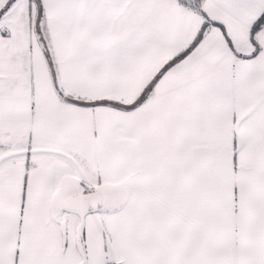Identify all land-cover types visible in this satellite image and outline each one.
Returning a JSON list of instances; mask_svg holds the SVG:
<instances>
[{
	"label": "snow or ice",
	"instance_id": "snow-or-ice-1",
	"mask_svg": "<svg viewBox=\"0 0 264 264\" xmlns=\"http://www.w3.org/2000/svg\"><path fill=\"white\" fill-rule=\"evenodd\" d=\"M0 264H264V0H0Z\"/></svg>",
	"mask_w": 264,
	"mask_h": 264
}]
</instances>
